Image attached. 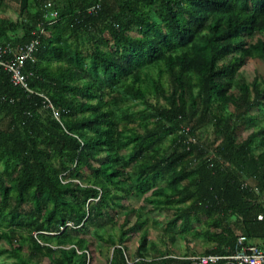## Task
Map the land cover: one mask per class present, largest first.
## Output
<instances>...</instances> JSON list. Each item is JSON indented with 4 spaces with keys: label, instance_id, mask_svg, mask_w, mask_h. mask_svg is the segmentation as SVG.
<instances>
[{
    "label": "trees",
    "instance_id": "trees-1",
    "mask_svg": "<svg viewBox=\"0 0 264 264\" xmlns=\"http://www.w3.org/2000/svg\"><path fill=\"white\" fill-rule=\"evenodd\" d=\"M53 9L29 91L0 67V259L96 264V240L112 249L107 264H191L148 248L146 231L129 255L144 212L170 213L167 231L203 238L202 255H229L239 237L264 248V149L254 151L264 79L240 74L264 62V0H53ZM41 22L42 5L19 0L16 19L0 12V45L30 41ZM133 196L135 222L113 220Z\"/></svg>",
    "mask_w": 264,
    "mask_h": 264
},
{
    "label": "rangeland",
    "instance_id": "rangeland-1",
    "mask_svg": "<svg viewBox=\"0 0 264 264\" xmlns=\"http://www.w3.org/2000/svg\"><path fill=\"white\" fill-rule=\"evenodd\" d=\"M6 9L0 11L4 13L11 19H16L18 12L19 0H3ZM240 74L247 82H252L254 78L260 77L264 79V62L258 59L248 60L247 63L240 70ZM150 102L154 100L149 98ZM229 110H232L229 108ZM253 128H248L244 135H247ZM264 149V136H260L256 139L254 145V151L256 153L261 152ZM141 196L129 197L122 201V204L127 208V210H118L117 214L113 216V220H118L120 223L127 219L131 224L135 222V214L129 213L130 210L139 211L141 206ZM170 213H154L152 215L144 212L142 219L146 221L142 231L137 232L132 235L130 241L126 243L129 255H134L136 248L139 244L140 234L143 231L147 232L148 248L152 247L158 251H171L175 255L185 256V255H202L204 250L209 247V244L205 242L203 238H192L191 235L188 236V241H184L181 236H179V228L167 231L166 220L169 219ZM119 223V224H120ZM119 224L114 225L113 223L108 224L106 227L107 235L110 233L114 239L117 238L119 231ZM197 231L205 232L206 229L203 226H195ZM105 229L101 233L106 232ZM167 232V234H166ZM6 248L7 243L4 242ZM93 257L96 264H107L108 257L111 256L112 249L102 242H94L93 247ZM2 264H15L12 259H6L2 257L0 259ZM36 264V263H35ZM38 264H49L46 258L40 260Z\"/></svg>",
    "mask_w": 264,
    "mask_h": 264
},
{
    "label": "built area",
    "instance_id": "built-area-1",
    "mask_svg": "<svg viewBox=\"0 0 264 264\" xmlns=\"http://www.w3.org/2000/svg\"><path fill=\"white\" fill-rule=\"evenodd\" d=\"M45 10V23L37 25L32 32L33 38L16 47L12 43L0 45V67L5 71L13 86L26 89L28 76L27 67L35 61V52L40 45V38L46 34L45 27H51L58 22V12L53 9V0H37ZM96 6L95 9H98ZM93 10V9H92ZM262 219L261 216L258 217ZM186 259L191 264H264V248L247 242L245 237H239L229 255H193ZM129 263V262H128Z\"/></svg>",
    "mask_w": 264,
    "mask_h": 264
},
{
    "label": "crops",
    "instance_id": "crops-1",
    "mask_svg": "<svg viewBox=\"0 0 264 264\" xmlns=\"http://www.w3.org/2000/svg\"><path fill=\"white\" fill-rule=\"evenodd\" d=\"M249 243L251 244H255V245H261L262 242L258 241V240H252V241H249ZM193 256V255H192Z\"/></svg>",
    "mask_w": 264,
    "mask_h": 264
}]
</instances>
